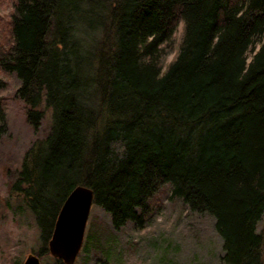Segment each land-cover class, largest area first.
<instances>
[{
  "label": "trees",
  "instance_id": "1",
  "mask_svg": "<svg viewBox=\"0 0 264 264\" xmlns=\"http://www.w3.org/2000/svg\"><path fill=\"white\" fill-rule=\"evenodd\" d=\"M7 22L0 73L18 78L35 131L50 120L10 182L40 225L42 261L63 264L46 245L76 184L113 229L141 226L168 184L213 218L221 264H262L264 0H13Z\"/></svg>",
  "mask_w": 264,
  "mask_h": 264
},
{
  "label": "rangeland",
  "instance_id": "2",
  "mask_svg": "<svg viewBox=\"0 0 264 264\" xmlns=\"http://www.w3.org/2000/svg\"><path fill=\"white\" fill-rule=\"evenodd\" d=\"M12 1L0 0L2 43L8 35L7 21ZM180 26L179 23L174 34L175 43L179 40ZM95 27V31L89 30L88 36H83V42L88 45L102 36L101 30ZM175 51V47L168 48L163 67ZM0 75L3 79L0 102L4 113L0 119V264H20L27 252L38 254L43 239L40 225L25 204L22 192L12 189L10 182L17 176L26 150L36 138L47 132L50 120L45 112L39 129L35 131L25 120L23 101L15 94L18 78L11 72ZM169 194V185H160L145 222L141 226L127 222L118 229L111 227L109 214L92 202L82 245L87 235L93 242H90L88 251L81 246L71 264H221V238L214 228L213 218L190 210ZM256 230L263 237L264 264V215L257 222ZM111 236H114V244L107 245L109 255L106 256L95 248L98 244L95 241L105 243L106 237ZM46 259V262L41 260V264H54L53 258Z\"/></svg>",
  "mask_w": 264,
  "mask_h": 264
},
{
  "label": "water",
  "instance_id": "3",
  "mask_svg": "<svg viewBox=\"0 0 264 264\" xmlns=\"http://www.w3.org/2000/svg\"><path fill=\"white\" fill-rule=\"evenodd\" d=\"M93 191L89 186L76 184L63 199L47 240L50 255L60 258L64 264H71L81 249L85 225ZM20 264H41L40 256L27 252Z\"/></svg>",
  "mask_w": 264,
  "mask_h": 264
}]
</instances>
